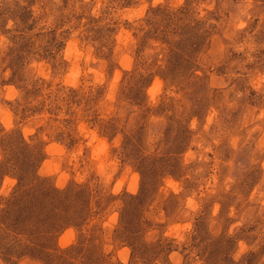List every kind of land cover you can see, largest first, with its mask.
<instances>
[{
    "label": "clouds",
    "instance_id": "obj_1",
    "mask_svg": "<svg viewBox=\"0 0 264 264\" xmlns=\"http://www.w3.org/2000/svg\"><path fill=\"white\" fill-rule=\"evenodd\" d=\"M0 264H264V0H0Z\"/></svg>",
    "mask_w": 264,
    "mask_h": 264
}]
</instances>
